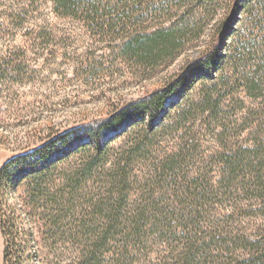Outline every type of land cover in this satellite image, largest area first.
<instances>
[{
	"label": "trees",
	"instance_id": "obj_1",
	"mask_svg": "<svg viewBox=\"0 0 264 264\" xmlns=\"http://www.w3.org/2000/svg\"><path fill=\"white\" fill-rule=\"evenodd\" d=\"M49 1L144 69L200 36L189 19L224 15L163 87L3 165V264H264V42H232L257 0ZM26 57L0 50L2 130L7 114L22 123L13 97L33 74Z\"/></svg>",
	"mask_w": 264,
	"mask_h": 264
},
{
	"label": "rangeland",
	"instance_id": "obj_2",
	"mask_svg": "<svg viewBox=\"0 0 264 264\" xmlns=\"http://www.w3.org/2000/svg\"><path fill=\"white\" fill-rule=\"evenodd\" d=\"M227 2L223 0L217 8ZM254 11L252 15L239 12V20L234 23L235 44L240 38H246L250 46L257 40L264 42V29L259 34L253 30L255 21L264 23V0L254 2ZM223 15L212 8L189 19L200 36H190L182 54L173 61L144 69L122 60L115 43L103 42L81 23L57 16L49 0H0V50L22 49L33 71L16 87L17 96L13 97L15 103L20 101L15 109L21 111L22 123L7 114L8 124L0 129V170L11 158L38 147L55 132L106 119L117 109L163 87L207 48ZM259 59L251 61L252 68ZM7 93L4 95L8 97ZM177 138H164L163 146L168 148L171 143L169 147H175ZM121 141L115 139L112 146L117 148ZM3 256L0 231V264Z\"/></svg>",
	"mask_w": 264,
	"mask_h": 264
}]
</instances>
